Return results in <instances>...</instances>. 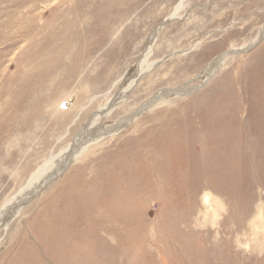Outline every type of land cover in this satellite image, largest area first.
<instances>
[{
  "label": "rangeland",
  "instance_id": "obj_1",
  "mask_svg": "<svg viewBox=\"0 0 264 264\" xmlns=\"http://www.w3.org/2000/svg\"><path fill=\"white\" fill-rule=\"evenodd\" d=\"M179 1L0 0V208L126 87ZM263 24L264 0H185L101 126L201 86ZM86 150L0 229V264H264V38Z\"/></svg>",
  "mask_w": 264,
  "mask_h": 264
},
{
  "label": "bare ground",
  "instance_id": "obj_2",
  "mask_svg": "<svg viewBox=\"0 0 264 264\" xmlns=\"http://www.w3.org/2000/svg\"><path fill=\"white\" fill-rule=\"evenodd\" d=\"M184 1L185 0H180L174 9V12L168 18H166L165 21L158 24L153 29L142 59L137 62L134 70L126 78V87H121L117 93H115L102 107L99 108L98 111L92 115L91 119L86 125V128L77 135L74 142L62 154L55 158L53 167L47 173L44 175H39L38 180H35L34 175L26 187L22 188L15 196L5 202V204L0 208V229H6L7 225L13 218L15 219L26 202L39 195V193L53 180L65 174L70 166L78 160V158L92 143L97 141L99 142V140L105 138L106 136L119 133L142 113L159 104L163 98L171 95H187L201 86L206 85L208 81L211 80L221 69L228 55L250 49L264 38L263 24L258 35L253 41H251V43L241 48H232L229 51H225L216 55L208 63L207 67L202 71V73L198 75L199 77L203 76L204 78V82L201 86L200 84L199 87L192 86L190 82H186L176 87L159 89L153 92V94H151L144 102L139 104L133 112L119 117L104 127L101 126L103 119L108 117V115L113 109H115L116 106L126 100L128 94L131 92L140 76L152 66V64L148 63V58L155 43V38L160 28L166 22L177 16L178 12L183 6Z\"/></svg>",
  "mask_w": 264,
  "mask_h": 264
},
{
  "label": "water",
  "instance_id": "obj_3",
  "mask_svg": "<svg viewBox=\"0 0 264 264\" xmlns=\"http://www.w3.org/2000/svg\"><path fill=\"white\" fill-rule=\"evenodd\" d=\"M168 22H169V21H168ZM168 22H166L165 24H167ZM165 24H164V25H165ZM164 25H163V26H164ZM163 26H162V27H163ZM30 200H31V199H30ZM11 221H12V220H11Z\"/></svg>",
  "mask_w": 264,
  "mask_h": 264
}]
</instances>
